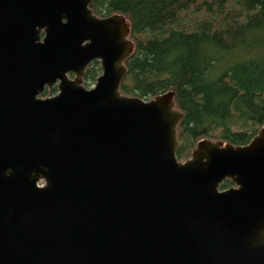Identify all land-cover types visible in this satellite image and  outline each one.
<instances>
[{
  "label": "water",
  "instance_id": "water-1",
  "mask_svg": "<svg viewBox=\"0 0 264 264\" xmlns=\"http://www.w3.org/2000/svg\"><path fill=\"white\" fill-rule=\"evenodd\" d=\"M91 3L0 0V264H264V126L180 162L176 94H122L131 24Z\"/></svg>",
  "mask_w": 264,
  "mask_h": 264
},
{
  "label": "trees",
  "instance_id": "trees-1",
  "mask_svg": "<svg viewBox=\"0 0 264 264\" xmlns=\"http://www.w3.org/2000/svg\"><path fill=\"white\" fill-rule=\"evenodd\" d=\"M94 14H121L135 50L121 92L146 101L173 91L184 114L177 158L203 140L248 145L264 126V0H92ZM102 74L93 62L91 88ZM50 92V91H47ZM58 89L51 92L55 95ZM233 186L225 181L221 190Z\"/></svg>",
  "mask_w": 264,
  "mask_h": 264
},
{
  "label": "rangeland",
  "instance_id": "rangeland-1",
  "mask_svg": "<svg viewBox=\"0 0 264 264\" xmlns=\"http://www.w3.org/2000/svg\"><path fill=\"white\" fill-rule=\"evenodd\" d=\"M95 84H96V83H95ZM95 84H94L92 87H94ZM84 86H85V82H84ZM85 87H86V86H85ZM92 87H91V88H92ZM56 88L58 89V86H56ZM91 88H88V89H91ZM47 91H50V90H47ZM47 91H46L45 94L42 96V98H50V97H52V96H51V92H52L53 90L50 91V92H47Z\"/></svg>",
  "mask_w": 264,
  "mask_h": 264
},
{
  "label": "flooded vegetation",
  "instance_id": "flooded-vegetation-1",
  "mask_svg": "<svg viewBox=\"0 0 264 264\" xmlns=\"http://www.w3.org/2000/svg\"><path fill=\"white\" fill-rule=\"evenodd\" d=\"M91 4H92V3H91ZM90 8H91V6H90ZM91 9H92V8H91ZM92 11H93V10H92ZM93 13H94V12H93ZM94 15H96V14H94ZM96 16L99 17V18H108V17H110V16H107V17H100V16H98V15H96ZM111 16H112V15H111ZM70 78L73 79V78H74V75H71ZM56 86H57V85H56ZM56 86H55L52 90H54V89L56 88ZM52 90H50V91H52ZM58 92H59V90H58ZM58 92H57L55 95H57ZM55 95H52V97L55 96ZM233 186H234V185H233ZM233 186H231L230 188H232ZM230 188H229V189H230Z\"/></svg>",
  "mask_w": 264,
  "mask_h": 264
}]
</instances>
